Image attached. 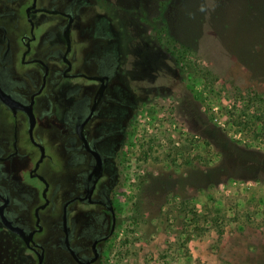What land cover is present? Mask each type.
I'll list each match as a JSON object with an SVG mask.
<instances>
[{
    "label": "flooded vegetation",
    "instance_id": "af4514ba",
    "mask_svg": "<svg viewBox=\"0 0 264 264\" xmlns=\"http://www.w3.org/2000/svg\"><path fill=\"white\" fill-rule=\"evenodd\" d=\"M150 5L141 14L143 0H0L7 264H108L123 183L150 153L147 118L167 103L201 131L202 102L157 43Z\"/></svg>",
    "mask_w": 264,
    "mask_h": 264
},
{
    "label": "rangeland",
    "instance_id": "374dc122",
    "mask_svg": "<svg viewBox=\"0 0 264 264\" xmlns=\"http://www.w3.org/2000/svg\"><path fill=\"white\" fill-rule=\"evenodd\" d=\"M143 3L202 102V125L167 103L147 118L150 153L123 183L108 264H264V0ZM4 114L0 105V129Z\"/></svg>",
    "mask_w": 264,
    "mask_h": 264
}]
</instances>
